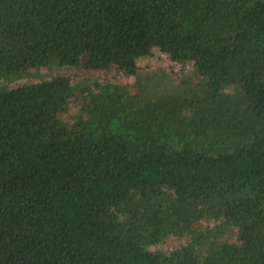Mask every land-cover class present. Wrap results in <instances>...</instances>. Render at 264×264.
I'll return each mask as SVG.
<instances>
[{"label": "trees", "instance_id": "obj_1", "mask_svg": "<svg viewBox=\"0 0 264 264\" xmlns=\"http://www.w3.org/2000/svg\"><path fill=\"white\" fill-rule=\"evenodd\" d=\"M0 264H264V0H0Z\"/></svg>", "mask_w": 264, "mask_h": 264}, {"label": "rangeland", "instance_id": "obj_2", "mask_svg": "<svg viewBox=\"0 0 264 264\" xmlns=\"http://www.w3.org/2000/svg\"><path fill=\"white\" fill-rule=\"evenodd\" d=\"M139 69L141 72L144 73H152V72H159L161 70L166 71L169 74H172L174 77L181 76L182 73H185L187 70L192 71V66H185V70L183 71V65L176 64L171 62L169 56L161 53L160 50L156 49L154 50L153 54L148 58H143L139 60L138 62ZM195 75H197V72H193ZM38 74V76L30 78L29 80L23 79L19 82V84H23L25 82L30 83H37L47 80L42 79L47 77V74L45 70H42L40 72H36L35 75ZM61 74L63 75H71L73 79H76V81L80 80L82 81L85 79V77H91L92 80H98L100 82L103 81H109V82H119L121 84H126L129 86H132L135 79L131 76L126 75L125 73H97V72H85L80 70H74L70 68H65L62 70ZM18 85V83L16 84ZM10 88L15 87V85H8ZM209 226L212 227V224H209ZM185 243V241L177 239L174 236H171L167 239L165 243H159L155 246H153L151 249L158 252V253H166L171 251L172 249H176L180 246H182Z\"/></svg>", "mask_w": 264, "mask_h": 264}]
</instances>
